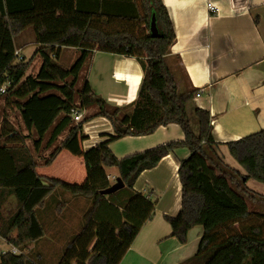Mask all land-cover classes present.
<instances>
[{
    "label": "trees",
    "instance_id": "trees-1",
    "mask_svg": "<svg viewBox=\"0 0 264 264\" xmlns=\"http://www.w3.org/2000/svg\"><path fill=\"white\" fill-rule=\"evenodd\" d=\"M110 0H0V89L6 86L0 100L12 104L19 112L28 136L20 134L3 117L0 126V237L8 239L18 231L27 232V219L20 217L34 190L57 188L72 197L91 201L83 214L82 229L65 245L59 264H120L144 224L153 218L155 203L137 193L134 185L139 175L152 169L179 147H187L190 155L180 162L178 177L182 186V205L177 217L166 216L172 235L181 245L188 233L203 228L197 253L181 264H211L225 249L233 248L243 255L241 264H264V210L250 211L247 202L260 203L264 196L250 190L246 183L254 180L264 185V130L226 144L230 155L245 175L227 166L218 153L219 143L212 135L209 111L196 109L195 131L187 113V105L196 90L179 93L166 57L176 36L162 0H115L123 5L124 14L114 28L106 10ZM131 6L133 11L126 13ZM153 16L159 33L152 38ZM32 28L40 60L37 73H30L32 59L16 61V38ZM62 49L79 52L70 67L56 62ZM134 57L144 70L143 81L131 113L112 106L98 97L89 82L81 86V71L94 52ZM98 107V116L115 128L91 149L85 159L86 178L80 185L60 179L43 178L25 141L32 134L35 151L51 132L47 147L53 145L68 129L66 138L56 145L44 166H51L59 155L81 134L84 119L74 124L73 108ZM178 125L185 135L183 142H171L142 153L118 159L109 145L126 136H144L160 126ZM82 139L83 136H82ZM117 169L124 187L109 195L102 194L113 184L106 169ZM10 197L16 200V213L5 218L3 205ZM103 205L121 211L118 220L100 218ZM21 253L26 243L11 239ZM0 264H39L35 254L0 253Z\"/></svg>",
    "mask_w": 264,
    "mask_h": 264
},
{
    "label": "crops",
    "instance_id": "crops-1",
    "mask_svg": "<svg viewBox=\"0 0 264 264\" xmlns=\"http://www.w3.org/2000/svg\"><path fill=\"white\" fill-rule=\"evenodd\" d=\"M89 1L92 2L90 6L93 7L95 0ZM162 1L168 11L176 36L175 43L166 57V63L174 77L178 92L201 91V94L199 96L195 94L194 99L187 105L189 119L190 115L195 116L197 108L209 111L212 135L215 142L220 144L219 155L227 166L245 175V171L230 155L226 144L264 130V0ZM119 2L110 0L106 5V10L113 14L109 26L111 29L118 25L124 14L123 5ZM208 3L217 8L215 13L208 10ZM130 10L133 11L131 6L127 8L126 13ZM27 31L30 30L26 29L24 33ZM32 32L30 31L34 38V32ZM15 41L16 51L20 52L29 44L37 45L34 38V42L18 49L17 40ZM77 53L79 55L78 51ZM84 69H87V72L85 71V75L80 76L81 81L78 88L82 80L86 79L94 93L104 101H108L109 97L103 94V91L99 92L94 86L93 78L95 77L101 83L100 86H104L103 84H107L111 79L118 88L119 93L114 97L117 100L120 99L119 107L131 108L129 113L132 112L144 77V70L139 60L134 57L96 51L86 62ZM133 79L134 91L130 92V86L127 90L126 85ZM132 100L134 101L131 102ZM4 102L6 106H2L0 126L4 116L11 122L10 114L13 112L19 114L15 106L6 104L5 99ZM128 102L131 103L124 105ZM86 109L81 110L82 114ZM84 119L89 120L90 118H85L84 115L82 120ZM96 120L100 122L91 125L95 120H90L83 125L82 131L86 132L87 136H83L84 139L76 143L72 152L68 147L76 137L48 167L36 161L40 148L35 151L33 140L37 137L32 134L25 144L35 158L38 174L43 178L59 179V175H54L53 167L58 165L60 157L64 155L68 157L67 170L71 169L78 178L83 180L80 168L84 165L87 153L103 140L104 134L115 132L114 126L106 118L100 117ZM20 121L26 133L21 132L11 123L20 134L28 136L29 131L21 117ZM197 128L193 127L195 131ZM67 134L68 129L53 145L63 141ZM50 136L51 132L41 143V145L45 143V148L53 146L47 147ZM184 140L185 135L181 128L176 124H169L160 126L150 135L123 137L110 143L109 148L115 157L122 159L163 144ZM189 155L190 151L187 147H179L164 157L156 167L143 171L137 178L134 190L149 197L155 203V213L153 218L141 228L120 264H181L197 253L203 236V228L198 226L192 229L188 233L187 244L181 245L173 237L171 226L165 219L166 216L177 217L181 211L182 186L178 177V169L180 162ZM69 165L72 168H69L71 167ZM106 172L110 183L115 184L119 178L118 170L106 169ZM43 185V188L33 191L20 211V217L27 219L25 236L20 237L18 231L15 230L8 239L0 238L6 243H9L11 239L25 242L27 245L22 253L35 254L39 264H59L65 245L79 229L86 199L67 196L57 188H50L44 181ZM246 186L256 194L264 196L261 193L264 191V185L256 184L250 179ZM257 187L259 191L254 189ZM9 204L13 205L10 212L6 211ZM247 204L250 211L261 210L260 203L253 205L258 207H254L255 210H251L249 202ZM16 211V200L10 197L2 207L3 216L11 217ZM120 215V210L109 205H103L99 211L100 218L106 220L112 218L118 220ZM10 246L9 250L0 251V253L10 252L16 248L11 244ZM242 261L243 255L229 248L220 252L211 264H241Z\"/></svg>",
    "mask_w": 264,
    "mask_h": 264
},
{
    "label": "rangeland",
    "instance_id": "rangeland-1",
    "mask_svg": "<svg viewBox=\"0 0 264 264\" xmlns=\"http://www.w3.org/2000/svg\"><path fill=\"white\" fill-rule=\"evenodd\" d=\"M29 30L31 32L33 31L32 28H29ZM30 31L29 32L27 31L25 33L23 32V33H21L16 38L17 43H18V49H20L22 47H25V45L28 44V43H30V42H34V38H33L32 34L30 33ZM33 35H34V33H33ZM36 47H37V45H35V44H29L24 49L22 48V50L20 52V55L23 57V59L25 60V62H27V61H29V60L32 59L31 66H30V73H32L34 75L37 73V71L39 69V66H40V60H39V58L38 57H34L33 58V53L36 50ZM57 52H59V56L56 58V62L60 66H62L63 68H67V67H70L71 65H73V63L76 61V59L78 57L77 51L70 50V49H62L61 52L60 51H57ZM85 71L87 72V69H84V70L81 71V77H82V75H85ZM93 79H94L93 80V84L97 88V90L99 92L100 91H103V94H106L109 97L108 98V101L106 99L105 100L109 104H111L113 106H118L119 107V103H120L119 101H120V99L117 100L114 97V96H117L118 93H119L118 92V88H116V86L113 84L112 80L109 79L108 82H107V84H103L104 86H100L101 83H99L98 80L95 77ZM128 86H130V88H131L130 89V92H133L134 91V79L132 80V82L130 81V83L127 82V85H126V89L127 90H128ZM124 92H125V90H124ZM133 101L134 100H132L131 102H133ZM131 102H128L127 104H124V105H128ZM116 103H118V104L116 105ZM124 103H126V102H124ZM3 105H5V102H4V99H1L0 100V117L2 115V106ZM130 110H131V108H125V112L126 113H129ZM97 113H98V108L97 107H90V108H88V109L85 110V113L83 114V116L85 115V118H88L89 117L90 119L88 121L95 120V121H92V123H91V125H94V124H97V123L100 122V121L96 120V119H99L100 118L99 116H96ZM10 120L14 124V126H16L21 132L26 133V130L22 126L21 121H20V116H19V114L17 112H13L12 114H10ZM190 121H191V125L196 129L197 128V120H196L195 116L190 115ZM82 136H87V133L86 132L83 133V131H82L81 134L80 133L77 134L76 139L68 147V149H69L70 152H72V148H74L76 146V143L77 142H80V140H83L82 139ZM62 140H63V137H62ZM29 144L31 145L30 142H29ZM57 144L58 143H56V145ZM44 145H45V143H43V145H41L40 152H39V154H38V156L36 158V161L39 162L40 164H44V161H46L49 158L50 153L56 147V145H53L50 148H45ZM69 151H67V152H69ZM59 160L60 161H59L58 165L55 166V167H53V169H54L53 171L55 172L54 175H59L60 176L59 179H62L64 181H66L68 183H71V184H74V185H80V184H82L84 182L85 177H86L84 165L80 168V170H81V172L83 174V177H82L83 180H81L80 177L79 178L77 177V174H75L73 171H71V169H68L67 170L68 164H69L68 163V157L67 156L64 157V155H62V157H60ZM69 166H71V165H69ZM69 168H72V166L69 167ZM254 182L256 184L263 185V184H260V183H258L256 181H254ZM254 189H256L257 191H259L258 190L259 189L258 187L257 188H254ZM261 193L264 194V191H262ZM63 194H64V192H63ZM67 196H68V194H67ZM249 204H250L251 210H255L254 207L258 208L257 206H253L254 204H251L250 202H249ZM255 205H257V204H255ZM90 207H91V201L88 200V199H86V202H84V206H83V209L84 210L82 212L83 213H86L90 209ZM12 208H13V205L12 204H9L6 207V211L9 210V212H10L12 210ZM260 209H261V211L264 210L263 207H260ZM82 223H83V219H81V223L79 225V229H78V231H77L76 234H78L81 231V229H82ZM10 248H11L10 244L9 243H6L3 239L0 238V251H6V250H9ZM23 254H25V253H23Z\"/></svg>",
    "mask_w": 264,
    "mask_h": 264
},
{
    "label": "built area",
    "instance_id": "built-area-1",
    "mask_svg": "<svg viewBox=\"0 0 264 264\" xmlns=\"http://www.w3.org/2000/svg\"><path fill=\"white\" fill-rule=\"evenodd\" d=\"M207 8L212 13H215L217 11V8L211 3L207 4ZM15 56L17 58L16 59L17 62H21L23 60V57L20 55V51H16ZM5 92H6V86H3L0 89V93L5 94ZM200 94H201V91H198L196 93L197 96H199ZM70 116L75 123H78V122L82 121V119H83V114L78 108L71 109ZM10 252H12L13 254H21V251H19L16 248H13Z\"/></svg>",
    "mask_w": 264,
    "mask_h": 264
},
{
    "label": "water",
    "instance_id": "water-1",
    "mask_svg": "<svg viewBox=\"0 0 264 264\" xmlns=\"http://www.w3.org/2000/svg\"><path fill=\"white\" fill-rule=\"evenodd\" d=\"M150 33L152 38H158L159 33L156 25L155 17L153 16L151 26H150ZM124 184L120 178H117L115 184H113L108 190L104 191L102 194L109 195L117 192L118 190L122 189Z\"/></svg>",
    "mask_w": 264,
    "mask_h": 264
}]
</instances>
